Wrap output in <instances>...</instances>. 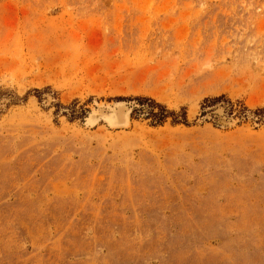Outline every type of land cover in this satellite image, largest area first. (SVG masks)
<instances>
[{
    "label": "rangeland",
    "instance_id": "1",
    "mask_svg": "<svg viewBox=\"0 0 264 264\" xmlns=\"http://www.w3.org/2000/svg\"><path fill=\"white\" fill-rule=\"evenodd\" d=\"M262 107L264 0H0V264H264Z\"/></svg>",
    "mask_w": 264,
    "mask_h": 264
},
{
    "label": "trees",
    "instance_id": "2",
    "mask_svg": "<svg viewBox=\"0 0 264 264\" xmlns=\"http://www.w3.org/2000/svg\"><path fill=\"white\" fill-rule=\"evenodd\" d=\"M220 98L222 97L216 98L215 100L219 101ZM134 100L138 102L140 108H133L132 118H135L136 113L140 110H143V108L146 106V118L150 119V123L153 126L164 125L169 118H172L174 124L188 123L186 108H182L181 112L177 113L174 110H170L165 104L158 102L154 98L137 96L134 98ZM256 113L260 115L264 114V107L256 110ZM73 118H79L75 112L73 114Z\"/></svg>",
    "mask_w": 264,
    "mask_h": 264
},
{
    "label": "water",
    "instance_id": "3",
    "mask_svg": "<svg viewBox=\"0 0 264 264\" xmlns=\"http://www.w3.org/2000/svg\"><path fill=\"white\" fill-rule=\"evenodd\" d=\"M118 103H122L121 105H118V106H112V107H109V108H98V109H96V111H98L99 113L98 114H101V116L102 115H104L105 113H108V112H111V111H109V110H111V109H116L117 110V116H116V118H115V122H119V124H116V125H118V126H123V122L125 121L124 120V116L121 114V113H118V110H121V108H122V111L125 113L126 111H127V108H131V107H129L127 104H125V102H122V101H120V102H118ZM117 103V104H118ZM92 113V112H91ZM90 113V114H91ZM89 114V115H90Z\"/></svg>",
    "mask_w": 264,
    "mask_h": 264
},
{
    "label": "bare ground",
    "instance_id": "4",
    "mask_svg": "<svg viewBox=\"0 0 264 264\" xmlns=\"http://www.w3.org/2000/svg\"><path fill=\"white\" fill-rule=\"evenodd\" d=\"M127 110H129V108H127ZM109 111H111V112H108V113H105L104 115H103V117L104 116H111L112 117V119H113V123H114V125H116V124H119V122H115V118H116V114H117V110L114 108V109H111V110H109ZM118 113H121L123 116H124V122L122 123L123 124V126H125L126 125V122H127V124H128V120H127V116H126V114H127V111L124 113L123 111H122V108H121V110H118ZM97 114H98V112H97ZM96 114V116H98ZM98 118V117H97ZM99 119V118H98ZM221 119H224V118H221ZM107 120V119H106ZM223 121V120H222ZM116 126H118V125H116Z\"/></svg>",
    "mask_w": 264,
    "mask_h": 264
}]
</instances>
